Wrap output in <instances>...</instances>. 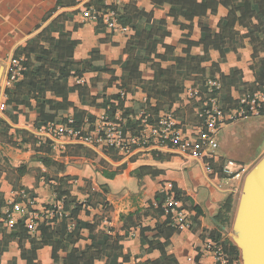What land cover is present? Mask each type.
Here are the masks:
<instances>
[{
	"label": "trees",
	"instance_id": "trees-1",
	"mask_svg": "<svg viewBox=\"0 0 264 264\" xmlns=\"http://www.w3.org/2000/svg\"><path fill=\"white\" fill-rule=\"evenodd\" d=\"M149 2L151 10H146L137 0L125 2L111 0L109 3H105V0H88L73 12L58 14L15 54L16 59H21L22 71L21 77L4 90L5 116L19 123L25 119V114L18 108L19 105H23L37 113L36 121L31 124L34 130H43L49 124L64 123L68 118L71 119L69 124L75 128L84 129L88 123L91 129L95 117L87 110H79L68 100L70 93H76L82 106L100 108L103 103L106 104L104 114L108 120L121 126L124 137H132L140 135L144 125L154 123L160 113H169L183 128H188L201 123L200 115L205 98L217 95L222 108H235L241 105L239 100L241 97L264 87V0H149ZM76 3V0L70 2L55 0L57 7ZM219 7H223L226 13L219 16L216 32L199 24V38L181 39V43L185 44L182 48L183 54L174 57V62L169 68L162 67L161 62L172 57L174 47L164 42L170 35L167 22L164 18L156 17L153 9L166 10V16L172 18V23L181 29H187L189 36L193 30L192 22L196 17L207 14L216 16ZM89 10L100 14L112 11L117 24L130 32L121 58L112 62V65L121 70V76L115 74V68L106 64L98 51L90 52L86 61L71 60L78 42L65 30V21L73 19L75 13ZM106 29L107 25L100 15L94 26V33H105V37L101 39L104 40L111 35V32H105ZM54 32L56 37L53 36ZM237 37L248 39L252 46L253 53L249 62V68L254 74L252 82H241L240 72L231 75L222 73L216 63L209 66L202 64L208 48L218 51L222 58L232 49L231 45ZM41 39L48 43L49 47L41 44ZM200 45L203 47L200 54L190 52L191 47ZM159 48L163 49L162 53L158 52ZM143 63L151 65L153 77L150 80L142 77L139 66ZM87 73L96 75L85 81L84 75ZM189 79H192L198 88L200 99L192 98L187 104L176 106L179 95L185 89V82ZM208 80L216 81L219 84L218 90L208 93L205 88ZM115 82H118V89L124 92V96L141 90L146 95L145 101L133 100L130 105H126L125 98L120 92L108 96L107 89ZM91 89H95L96 93L92 94ZM232 90L238 93V98L232 96ZM47 93H52L54 98H49ZM70 109L71 117L65 118L64 115ZM261 111L264 113V104ZM116 114L118 119L115 118ZM58 117H61V120L55 123ZM9 129L10 126L0 117V140L14 147H20L24 143L33 146V159L46 169L38 171V180L42 179L48 183L55 196V203L45 207L46 211H52V216L43 213V220L36 224L33 232L28 228L25 216L18 217L10 228H6L0 221V252L8 250L9 243L16 241L20 258L26 264H36V251L43 246L51 247L52 264H92L103 252L106 254V264H122L127 261L128 257L123 256L121 252L125 237H116L113 241L108 234H96L100 222L86 225L87 238L91 240V244L78 254L75 244L82 236L78 228L70 227L68 220H75L78 223L77 215L90 205L89 200L79 202L71 195L69 177L49 175V171L62 172L64 169L62 163L50 157L52 148L49 139L39 143L27 130L15 129L14 134H8ZM102 151L111 158H117V150L114 148H103ZM157 157L161 159L160 156ZM149 169L146 166L139 168L141 171ZM18 170L20 175H25V166H19ZM117 173V170L102 171L103 176L108 179H112ZM31 197L36 196L32 194ZM175 197L180 202L181 196L177 191ZM154 201L156 207L148 200L149 209H153L156 215L164 214L162 208L164 196L157 194ZM179 209H183L181 203ZM193 209L196 215L189 225L190 230L201 215L196 206ZM232 209V200L227 198L216 216L222 225L231 222V216L229 218L226 214L231 213ZM170 216L171 212H168L165 222L158 227L173 234L178 229L172 224ZM144 241L149 247L159 248L163 260H148L142 264H176L172 256L166 254L169 243L157 242L155 238H146ZM221 243L224 246L227 264H239L237 248L228 240ZM26 244L30 248H27ZM61 253L64 256H61ZM8 264H17L16 259Z\"/></svg>",
	"mask_w": 264,
	"mask_h": 264
},
{
	"label": "crops",
	"instance_id": "crops-1",
	"mask_svg": "<svg viewBox=\"0 0 264 264\" xmlns=\"http://www.w3.org/2000/svg\"><path fill=\"white\" fill-rule=\"evenodd\" d=\"M64 1L70 2L71 0ZM87 1L76 0L75 5L57 7L55 0H0V117L10 126L8 134H14L15 129H23L31 132L39 143L48 139L42 132L31 128V124L37 119L36 111L19 105L18 108L25 114V119L19 123L9 120L5 116L3 113L6 101L4 90L10 86L5 83V80L11 61L15 58L17 51L25 47L58 14L73 12ZM120 1L125 2V0ZM137 1L146 10L152 9L149 0ZM109 2L111 0H105V3ZM153 12L156 17L166 20L170 32L164 42L173 46L174 52L167 61L161 62L162 67L169 68L174 62L173 58L183 54L182 48L185 47V44L181 43V39L197 40L200 36L199 24L210 28L212 32H216L217 20L219 16L226 13V10L219 7L216 16L207 14L203 17H196L192 22L193 30L189 36H187V29H181L172 23V18L166 16V10L153 9ZM95 23L96 21L91 20L84 12L75 13L73 19L65 21V30L70 32L71 38L78 42L71 60L73 62L86 61L90 52L98 51L104 62L115 68V74L121 76V70L112 65V62L121 58L125 41L130 32L121 33L107 28L105 32H111V35L101 40L105 37V33L95 34ZM53 36L56 37V32L53 33ZM41 44L49 47V44L43 40ZM231 46L232 49L222 58L218 51L208 48L202 64L209 66L216 63L222 73L231 75L234 72H240L239 80L241 82H252L254 74L249 68V62L253 50L249 40L237 37ZM202 48V45L193 46L190 52L200 54ZM158 52L162 53L163 49L159 48ZM139 69L145 80L152 79L153 71L150 63L141 64ZM95 75L96 73H87L84 75V80L88 81ZM195 90L198 88L194 81L192 79L187 80L176 106L187 104L190 100L189 96ZM119 92L118 82L107 89L108 96L119 94ZM91 93L95 94L96 90L91 89ZM47 96L54 98L52 93H47ZM232 96L238 98V93L232 90ZM124 98L125 104L130 105L133 100L144 102L146 95L141 90H137L134 94H126ZM68 100L79 110H87L92 114L95 117V125L101 123V116L105 113L106 104L103 103L100 108L82 106L76 93H70ZM71 113L72 110L70 109L64 117H71ZM162 114L160 113L159 116ZM59 120L61 117H58L55 123ZM232 123H228V125ZM84 129H90L88 123ZM184 129L187 130L185 133L187 136H190L194 141L197 140L196 130H192L190 127ZM215 141L217 143L216 137ZM102 150L103 146L90 147L68 141L64 145L59 144L50 153V157L54 161L62 163L64 169L62 172L49 171V175L69 177L71 195L79 202L86 199L90 202L86 209L79 211L78 223L75 220H68L70 227L78 228L82 236L75 244L78 254L85 251L91 244V240L87 238L86 225L92 222H100L96 234H108L113 241L116 237H125L121 252L123 256L128 257V260L122 264H142L148 260H163L161 250L149 247L144 241L146 238H155L157 242L169 243L166 254L171 255L176 264H223L217 258V252L220 251L225 258L224 246L221 243L224 240L230 241L236 247L229 226H232L233 214L245 174L241 178L232 177L224 180L220 166L227 162L232 164L233 169H236L238 166L255 164L264 155V146L255 158L246 163L216 151L213 159L207 161L206 159H186L176 151L160 152L149 148L139 149L126 156L116 151L117 158L114 159ZM33 156V146L29 144L24 143L20 147H14L0 140V212L3 213L7 210L8 204L12 201L31 202L28 206L29 213L26 217V224L31 225L32 232L36 224L43 220L45 207L55 203V196L49 189L48 183L42 179L38 180V171H45L46 169L40 162L35 161ZM157 156H160L161 159ZM206 162L210 163L212 173L205 169ZM19 166H25V175L19 174ZM143 166L150 169L139 170ZM103 170H117L118 173L112 179H108L103 176ZM121 176L125 177L128 182L131 181L132 184L122 185L120 183L112 188V182H116ZM167 182L172 183L174 195L175 191L180 194V203L183 206L182 219L188 224L186 227L178 228L176 226L177 220L171 213L170 220L179 230L173 234H169L168 230L158 227L165 222L167 213L154 214L153 209H149L148 202L151 200L153 206H157L154 196L157 194L163 196L162 188ZM32 194H35L36 197H31ZM227 198H231L233 209L231 213L226 215L229 218L231 216L232 219L230 223L222 225L216 216ZM194 206L200 210L201 215L198 222L192 224V230H190L189 225L196 215ZM147 213L150 215L146 216ZM6 228L9 227L6 226ZM26 247L30 248L28 244ZM36 255V264H52L50 246H43L38 249ZM60 255L64 256L63 253ZM137 256L139 257L138 260L136 259ZM13 259H16L17 264H26L20 258L16 241L9 243L8 250L0 252V264H8ZM92 264H106V254L103 252L93 260Z\"/></svg>",
	"mask_w": 264,
	"mask_h": 264
},
{
	"label": "built area",
	"instance_id": "built-area-1",
	"mask_svg": "<svg viewBox=\"0 0 264 264\" xmlns=\"http://www.w3.org/2000/svg\"><path fill=\"white\" fill-rule=\"evenodd\" d=\"M84 14L93 21H96L101 15L107 28L121 33L128 32L127 28L120 27L117 24L112 11L100 14L89 10L85 11ZM21 71V59L14 58L11 61L5 83L11 85L21 77ZM205 88L210 93L212 90H218L219 84L216 81L208 80L205 83ZM120 95L124 96V92L120 91ZM192 98L200 99L198 90L193 91L189 96V99ZM239 100L240 106L225 109L219 104L217 95L205 98L203 101L204 108L200 115L201 123L190 127V129L197 131V140L195 141L185 134L187 130L180 125L179 121L173 119L169 113H163L158 116L154 123L145 124L140 135L132 137H124L121 126L108 120L105 114L101 116V123L94 124L91 129L75 128L69 124L71 119L68 118L64 123L49 124L45 129L39 130V132H42L51 141L52 150H55L59 144L64 145L65 142L74 141L90 147L114 148L125 156L131 155L139 149L149 148L160 152L176 151L186 159H206L208 161L214 157V152L217 148L215 134L223 125L248 116L264 114L261 111L264 104V87L255 93L241 97ZM115 118L118 119V114H116ZM205 169L212 173V167L209 162H206ZM220 171L224 180L232 177L241 178L247 172V166L242 165L233 169L231 163L225 162L221 164ZM162 192L164 196L162 205L164 212L172 213L177 220L176 226L178 228L188 226L182 219L183 210L179 209L180 202L173 193L172 183H165ZM30 204L31 202H10L7 210L3 213L0 212V221L7 227H12L18 217H27ZM45 213L48 216H52V211L45 210ZM27 226L30 230L32 229L30 224L27 223ZM217 258L223 264L227 263L220 251L217 252Z\"/></svg>",
	"mask_w": 264,
	"mask_h": 264
},
{
	"label": "water",
	"instance_id": "water-1",
	"mask_svg": "<svg viewBox=\"0 0 264 264\" xmlns=\"http://www.w3.org/2000/svg\"><path fill=\"white\" fill-rule=\"evenodd\" d=\"M231 237L239 264H264V155L243 177Z\"/></svg>",
	"mask_w": 264,
	"mask_h": 264
},
{
	"label": "rangeland",
	"instance_id": "rangeland-1",
	"mask_svg": "<svg viewBox=\"0 0 264 264\" xmlns=\"http://www.w3.org/2000/svg\"><path fill=\"white\" fill-rule=\"evenodd\" d=\"M215 137L218 144L216 152L246 163L255 158L264 146V115L248 116L230 125L227 124L218 130ZM253 165L247 166V172ZM122 176L116 182H112V188L120 183L122 185L132 184L131 181L129 184L127 179Z\"/></svg>",
	"mask_w": 264,
	"mask_h": 264
}]
</instances>
